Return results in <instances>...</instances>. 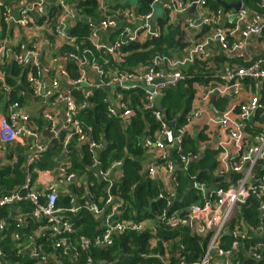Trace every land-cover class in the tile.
<instances>
[{"label":"built area","instance_id":"1","mask_svg":"<svg viewBox=\"0 0 264 264\" xmlns=\"http://www.w3.org/2000/svg\"><path fill=\"white\" fill-rule=\"evenodd\" d=\"M18 1L0 0V143L26 144L31 146L32 152L23 166L24 183L0 196V215L5 216L0 219V235L11 227L5 211L13 206H19V210L30 206V217L37 223L38 232L24 236L12 234L17 243L15 258L37 260L41 264L46 256L43 257L40 250L50 244L53 251H62L71 260L82 252L86 255L85 264H107L88 255L90 249L109 248L114 239L135 233L147 235L149 250L161 246V253L140 255L145 261L155 260L158 264H264V101L260 94L254 95L251 85H245L250 80L258 88L264 82V55L254 59L242 55L247 40H257L264 46V0H260L258 6L261 13L240 2L234 14L222 7L210 11L206 0H151L150 11L146 14L127 10V0H95L94 10L100 15L96 22H90L93 19L91 9L82 6L89 0ZM118 3L123 5L117 7ZM193 4L201 14L181 29L195 33L198 40L189 44L181 60L167 63L157 60L153 66L133 74L120 73L119 69L111 67L110 80H102V66L91 60L92 57L97 56L103 64H107L105 56L116 63L122 61L127 56L123 51L127 44L144 46L159 38L160 30L152 10L155 5H163L168 15L175 18L189 12ZM83 16L90 19L87 24L89 34L79 46L82 53L78 56L62 52L65 46L76 44L77 39L68 32V27ZM135 19L139 20L135 32L114 33L116 24L133 23ZM186 41L189 43L187 37ZM214 45L217 46L216 54L211 51ZM79 47L76 46L78 50ZM218 55L240 60L244 65L216 67L211 60ZM195 59L206 62L207 69L200 73L204 83L193 84L200 93L195 95L185 115V124L172 128L171 122L160 111L159 102L164 90L195 78L179 72ZM68 64L76 65V76H70ZM18 66L26 70L25 83L15 77L13 70ZM155 66L160 70H155ZM89 71L98 76V83L91 82ZM8 80L20 86L17 96L24 105L7 102L15 92ZM100 89L108 96L104 103L107 114L125 128L134 113L116 92L141 90L145 95L143 110L149 112L159 126L157 132L145 136L141 142L147 152L154 153L145 167V176L159 183L156 200L165 201V208L155 221L116 219L122 209L117 191V182L122 177L121 162H114L106 171L101 170L97 155L102 144L93 139L91 129L79 116L93 109L89 99ZM213 92L223 101L238 98L241 101L222 108L214 106L208 111L205 109L208 95ZM36 111L51 133L48 143H44L43 128L39 132L33 122ZM199 134L207 138L200 151L206 148L217 155L215 177L209 185L191 177L193 186L187 196L182 202H175L180 199L179 172L186 169L187 173V166L200 159L199 154L180 157L181 138ZM53 142H60L65 158L70 155L72 142L86 146L91 154L88 170L107 185L103 201L110 212L105 217L102 234L93 242L82 237L75 245L71 242L70 236L75 234L74 218L82 210L99 216L102 209L89 195L85 204L78 202L70 206L72 198L69 197V207L57 206V199H60L57 186L39 178L47 170L36 171V166H32L48 152ZM173 158L178 160L177 165ZM71 169L69 160L65 161L56 170V181L73 184L79 189L83 178H78ZM161 170L165 175L159 174ZM112 171L114 178L110 177ZM190 191L199 201L186 203ZM24 238L26 243L22 242ZM188 247L204 251L189 262L196 253ZM0 264L23 262L13 260L4 247H0Z\"/></svg>","mask_w":264,"mask_h":264},{"label":"trees","instance_id":"2","mask_svg":"<svg viewBox=\"0 0 264 264\" xmlns=\"http://www.w3.org/2000/svg\"><path fill=\"white\" fill-rule=\"evenodd\" d=\"M231 1V0H229ZM243 5L252 11L261 13L262 10L258 7L260 0H238ZM128 2V0H127ZM209 10L216 11L220 7L215 0H206ZM82 6H88L91 9V18H95L93 10L97 3L95 0L85 1ZM125 6L128 7V4ZM137 10L139 14H146L149 12V5L145 2H137ZM89 10V9H88ZM95 12V10H94ZM170 15L165 12L163 18H158L156 23L160 30L158 39H153L147 42L144 46L127 44V48L123 51L127 52L122 61L115 62L114 60L105 56L107 64L97 56L91 58L98 65L102 66L104 75L102 80L108 82L110 75L108 74L111 67L119 69L120 73L133 74L139 72L140 69L149 68L154 65V62L161 60L162 63L168 61L181 60L185 49L189 47L186 41L184 31L179 25H174L170 22ZM77 39L73 46H65L62 52L72 53L80 56L81 43L87 38V31L77 30L71 32ZM79 47V50L76 48ZM216 67L227 65L229 67L242 66L243 63L237 59H229L225 56H216L211 60ZM206 68V62L195 59L192 64H186L179 69L183 75L195 76L193 79L185 80L176 87L168 88L163 91L159 102V108L165 119L169 122H175V128H179L186 122L185 115L188 113L196 94L200 90L193 87L194 83H204L200 79V73ZM155 70L159 71L160 67L155 66ZM15 77L20 79L21 83H25L26 70L23 67H17L14 70ZM67 71L70 76H76L77 67L75 64H68ZM8 85L15 89V92L8 98V103L17 102L24 105L23 100L18 99L17 92L20 91V86L15 85V81H9ZM123 97V101L127 107L133 111L134 115L127 129L123 130L117 119L107 114L105 102L108 96L104 89L95 92L94 96L89 99V103L93 105V109L81 113L79 116L83 123L91 129L92 137L96 142L106 141L107 148L100 154V168L106 171L114 162H121L122 177L117 184V191L122 200V209L120 215L116 218L119 221H127L130 219H151L155 221L165 208V201L156 200L157 194L160 192V186L157 181L151 180L141 173L143 163L146 160L147 151L142 147L141 142L145 136H152L159 130V126L152 118L149 112L143 110V100L145 95L141 90L133 91H117ZM2 105V103H1ZM1 110V107H0ZM182 115L180 116V114ZM37 130L41 132L39 126L41 120L39 114L36 115L33 121ZM198 136L185 135L181 138L182 152L180 157L188 154H199L200 161L189 165L188 174L190 177H195L196 182H203L205 184L211 183V173L216 166L217 155L214 151L200 147L206 142L207 138ZM74 142H72L73 144ZM11 148V147H9ZM8 148V153L4 161L0 160V196H4L11 191L17 189L24 183L23 166L24 158L22 149L18 147ZM61 151L60 142L51 143L48 152L38 158L32 166H38L39 169L51 168L55 158L58 157ZM176 158V156L174 155ZM74 161V160H73ZM91 164V154L86 146L81 147V162L76 159L74 168L71 169L76 176L83 178L85 181L81 182V187L75 190L79 193L80 204L88 202V195L95 205L102 209L99 216H94L87 210H82L75 218V234L70 236L71 242L75 245L80 237L86 238L91 242L103 232L105 217L109 214L110 208L104 205L103 199L106 198L105 190L106 184L93 177L91 171L88 170ZM194 174V175H193ZM181 180L179 196L181 197L185 190V179L178 177ZM115 192V189L113 190ZM187 204L199 201L198 196L193 191L189 192L186 199ZM67 201H58L57 206L65 205ZM5 217L0 215V219ZM9 225H11L9 223ZM12 227L0 235V247H4L5 251L13 260L23 262V264H40L37 260H22L15 258L17 243L13 240ZM148 237L146 234L127 233L124 236L114 239V243L109 248L92 247L88 252L93 259L101 260L107 264H158L155 260L145 261L140 257L142 254L161 253V246L158 245L155 249L149 250L147 248ZM192 244V239H191ZM193 253H196L188 261H194L199 254L204 250L196 247H188ZM41 254L46 256V260L41 264H85L86 255L79 252L78 258L71 260L65 257L62 251H53L51 245L43 247ZM120 255L130 259L117 262ZM117 262V263H116Z\"/></svg>","mask_w":264,"mask_h":264},{"label":"crops","instance_id":"3","mask_svg":"<svg viewBox=\"0 0 264 264\" xmlns=\"http://www.w3.org/2000/svg\"><path fill=\"white\" fill-rule=\"evenodd\" d=\"M20 1H29V2H31L32 0H19L18 2H20ZM116 1L117 0H112L111 2H116ZM222 1H224L227 4L228 3L239 2L238 0H231V1H228V2L226 0H222ZM121 4L122 3H118L116 6L118 7V5H121ZM149 7H150V5H149ZM219 7L221 8L220 5H219ZM221 9H223V8H221ZM127 10L137 11V6L127 7ZM152 10H153V18L156 19L155 21H157L158 18H157V15H156V11L154 10V7L152 8ZM149 11H150V8H149ZM161 11H162V14L160 15L159 18H163L165 16L166 10L164 9L163 5L161 7ZM224 11L230 12V14H234L235 13L234 10H232V9L224 10ZM198 14H201V10L195 9V12H190L189 11V12H186V13H182V14L177 15L175 18H174L173 15H171L170 22L173 23L176 26L179 25L180 28L181 27L183 28L184 25L187 22L195 19ZM13 16H15L14 12H13ZM95 16L96 17L94 19H91L90 22H92V21L96 22V21H98L100 19V15H99L98 11L95 12ZM83 17L84 18H80V19L77 18L75 20V25H73V23H71V25H69V27H68V32L69 33L77 30V28H78V31H82L83 29H86L87 33L89 34V30H88L87 24L89 22L88 19H90V18H87L85 16H83ZM231 19H233L232 16H231ZM155 21L152 23V25L155 24ZM135 24H137V25L135 26ZM138 27H139V20L138 19H135V21L133 23L129 22V21H127V23L121 22V23L116 24V29H115L114 33H118V32L123 31V30H127L128 32L133 33V32H135L137 30ZM184 33H185V36L189 39V44H195L197 42L198 37H197V35L195 33H193V32H185V31H184ZM211 51L214 54H216L217 53V46L216 45L212 46L211 47ZM242 55H243L244 58H252V59L261 57V56L264 55V46H262L261 43L259 41H257V40H254V39L247 40V41L244 42V50L242 52ZM89 77L91 79V82H93L94 84L99 82L98 76L93 74L90 71H89ZM245 85H246V87H251L252 86L253 87V92L255 93L254 95H259L260 94L262 96V100L264 101V82L258 88H256L255 87V83L250 81V80L247 81L245 83ZM254 95H252V96H254ZM212 97L214 98V102L213 103H212ZM208 101H209L208 105L205 107V109L210 111L214 106L222 108L224 105L229 104V103H234V102L240 103L241 100H240V98H238L235 101H230V100L229 101H226V100L223 101V100L220 99V97H219V95L217 93L213 92V93L208 95ZM37 114H38V112L36 111L35 115H37ZM120 126H121V128H123V130L127 129V128H125L122 125H120ZM40 128H43V135H44V139H45L44 143L50 142L51 141V133L48 131L49 136H47L45 134V131L48 130V129L42 123L39 126V129ZM103 142L104 141L98 142V143L102 144V146L100 148L101 151L97 155L98 158L100 157V154L107 148V147L104 148ZM9 147H11V148L12 147H14V148L18 147L19 149H22L23 158H24V165H25L27 158L30 156V154L32 152L31 146H27L26 144L24 146H14V145H10V144H2V143H0V160H1V162H2V160L4 161L5 156L8 153V148ZM81 147L82 146L78 142H74L72 144V146H70V149H69L70 155L68 154V158L67 157L65 158V156H64V158L57 163L56 167L57 166L58 167L59 166H63V163L65 161L69 160L70 166H72V169H73L74 166H75L74 163H75L76 159L79 161V163L81 162ZM11 148H9V149H11ZM62 154H63V152L61 150L60 154L58 155V157L55 158L52 167L43 169V170H47V171H45L44 174L40 175L39 178H43V180H45L46 182H52L53 184H55L57 186L58 194L60 195V199L58 201H61V200L62 201H64V200L68 201V198L71 197L72 198L71 204H70V202H66L65 205H62L64 207H69V204H70V206L78 204V202H79V193L77 194L76 192H74L75 186H73V184L72 185H65V184H60V183H58V181H56V170H57L58 167L57 168L54 167V164H55L57 159ZM153 155H154L153 152H147L146 153V160L143 163V169L141 171L143 176H145V167H146L148 161L150 160V158ZM173 161L177 165V161L178 160L173 158ZM187 167H189V166H187ZM35 169H36V171H39V168L36 167ZM215 170H216V166H215L214 170L212 171V173L210 175L212 177V179H214V177H215ZM179 173H180V178L181 179H185V185H184V187H185L184 192H185L187 190V187H188V184H189L188 181L191 179V177L188 174V168H187V173H186V169L184 171H182V172H179ZM227 173H229V171H227ZM91 174L93 176V172L92 171H91ZM159 174L161 175V174H164V173L161 170ZM114 176H115V172L112 171L110 177L114 178ZM37 177H38V175L35 177V180H36ZM85 178L86 177L84 176L83 177L84 181H85ZM83 180L81 179V182ZM179 182L181 183V180ZM38 183L36 185H39ZM209 184L210 183H207L206 185H209ZM75 190H78V188H75ZM30 211H31L30 206L22 207L20 210H19V206H13L12 208L7 209L5 211L6 212L5 214L9 216V219H10L9 223L11 224V227L13 228L10 231L12 232L13 235L18 233V234H20V236H24L26 234H34L35 232H38V225L30 217ZM25 239L26 238H24L22 240V242L26 243Z\"/></svg>","mask_w":264,"mask_h":264},{"label":"water","instance_id":"4","mask_svg":"<svg viewBox=\"0 0 264 264\" xmlns=\"http://www.w3.org/2000/svg\"><path fill=\"white\" fill-rule=\"evenodd\" d=\"M138 2H145V3H147V4H150L151 3V0H137ZM183 1H185V0H183ZM191 1H196V0H191ZM216 1V4H218V5H220L223 9H225V10H229V9H232V10H234V11H237L238 9H239V7H240V5H241V3L240 2H236V3H225L224 1H222V0H215ZM195 8H196V6H195V4H193L192 6H191V8L189 9V11L190 12H195ZM85 22V21H84ZM74 25H75V23H74ZM214 102V98L212 97V103ZM182 115V113L180 114V116ZM174 124H175V122L173 121V122H171L170 123V125H171V127L173 128L174 127ZM45 134L47 135V136H49V134H48V130H46L45 131ZM103 146H104V148H106L107 147V142L106 141H104L103 142ZM64 155L65 154H62L58 159H57V161L55 162V164H54V167H56V165H57V163L59 162V161H61L63 158H64ZM200 160H198L197 162H195V163H198ZM188 187H187V190L184 192V194L180 197V199L179 200H175V202H182L183 200H184V198L187 196V194H188V191L192 188V186H193V180H189L188 181ZM126 259H130V257H128V258H126V257H124L123 255H120L119 256V258H118V260H117V262H121V261H124V260H126ZM116 262V263H117Z\"/></svg>","mask_w":264,"mask_h":264},{"label":"rangeland","instance_id":"5","mask_svg":"<svg viewBox=\"0 0 264 264\" xmlns=\"http://www.w3.org/2000/svg\"><path fill=\"white\" fill-rule=\"evenodd\" d=\"M226 1L228 2L229 0H226ZM127 4H128V7H133V6L137 5V1L136 0H128V2H126V5ZM154 10L156 11L157 18H159L160 15L162 14L161 7L159 5H155ZM57 201H58V199H57ZM159 233L162 234L163 232L159 231Z\"/></svg>","mask_w":264,"mask_h":264}]
</instances>
